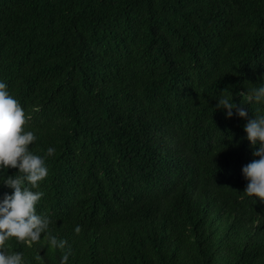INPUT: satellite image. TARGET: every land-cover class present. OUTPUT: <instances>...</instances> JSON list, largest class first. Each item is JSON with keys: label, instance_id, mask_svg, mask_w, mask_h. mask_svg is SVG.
I'll list each match as a JSON object with an SVG mask.
<instances>
[{"label": "trees", "instance_id": "obj_1", "mask_svg": "<svg viewBox=\"0 0 264 264\" xmlns=\"http://www.w3.org/2000/svg\"><path fill=\"white\" fill-rule=\"evenodd\" d=\"M0 79L30 150L56 148L33 188L49 228L0 250L24 264H264V198L243 173L259 146L245 125L264 115L248 99L264 84V0H0ZM9 175L22 173L0 169V200Z\"/></svg>", "mask_w": 264, "mask_h": 264}, {"label": "clouds", "instance_id": "obj_2", "mask_svg": "<svg viewBox=\"0 0 264 264\" xmlns=\"http://www.w3.org/2000/svg\"><path fill=\"white\" fill-rule=\"evenodd\" d=\"M249 100L264 101V84L252 89ZM217 107L227 109V115L234 114L236 107L227 96H221ZM241 116L247 115V109L237 107ZM27 115L24 106L9 89L7 81L0 79V169L17 167L22 175H9L2 182L14 187L0 200V245L9 237L16 236L20 240L31 243L40 240L41 234L49 228V219L37 212L36 205L44 195L42 191H34L39 182L49 173L46 163L47 156L56 152L54 146H49L45 155L30 150V145L37 139L36 132L25 127ZM248 140L253 145L257 157L243 166V173L248 180L245 191L249 195L264 198V115L250 119L245 125ZM25 181L30 186L25 185ZM81 225L75 230L81 231ZM51 244L61 249L67 245V239L47 233ZM69 253L62 257V264H67ZM0 264H24L23 253L0 250Z\"/></svg>", "mask_w": 264, "mask_h": 264}]
</instances>
